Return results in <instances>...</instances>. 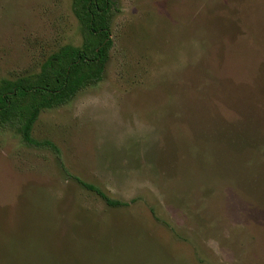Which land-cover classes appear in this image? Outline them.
<instances>
[{
    "label": "rangeland",
    "instance_id": "374dc122",
    "mask_svg": "<svg viewBox=\"0 0 264 264\" xmlns=\"http://www.w3.org/2000/svg\"><path fill=\"white\" fill-rule=\"evenodd\" d=\"M113 4L102 79L32 125L60 159L0 129V264H264V0ZM73 6L0 0V80L82 44Z\"/></svg>",
    "mask_w": 264,
    "mask_h": 264
},
{
    "label": "trees",
    "instance_id": "16d2710c",
    "mask_svg": "<svg viewBox=\"0 0 264 264\" xmlns=\"http://www.w3.org/2000/svg\"><path fill=\"white\" fill-rule=\"evenodd\" d=\"M113 5V0H74V12L84 30L82 44L59 47L37 73L0 80V129L18 132L29 145L48 146L60 159L58 148L51 141L32 137V125L42 110L68 102L78 91L102 79L112 47ZM60 166L68 173L61 161ZM79 182L113 203L93 185Z\"/></svg>",
    "mask_w": 264,
    "mask_h": 264
}]
</instances>
